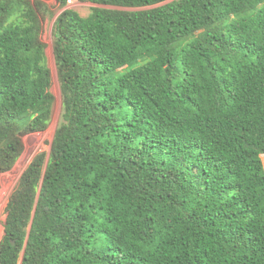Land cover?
Returning <instances> with one entry per match:
<instances>
[{"label": "trees", "instance_id": "1", "mask_svg": "<svg viewBox=\"0 0 264 264\" xmlns=\"http://www.w3.org/2000/svg\"><path fill=\"white\" fill-rule=\"evenodd\" d=\"M75 1L97 7L58 0L62 122L0 264H264V0ZM48 17L0 0V183L52 121Z\"/></svg>", "mask_w": 264, "mask_h": 264}, {"label": "rangeland", "instance_id": "2", "mask_svg": "<svg viewBox=\"0 0 264 264\" xmlns=\"http://www.w3.org/2000/svg\"><path fill=\"white\" fill-rule=\"evenodd\" d=\"M49 7V13L51 17H48L44 20V30H43V40L47 45V57L49 67L52 70V93L55 96V104L53 107L52 121L50 127L45 132L34 133L25 136V151L16 164L15 168L4 174L1 178L0 183V242L4 235V224L7 217V204L12 192L18 185L19 179L23 172L26 170L28 165L31 163L33 158L42 152L49 153L51 149V144L53 142L54 134L57 127L62 122V96L60 91V84L57 76L55 58L53 54V28L54 23L57 17L64 11L63 8L59 7L58 0H42ZM68 7L77 11L82 17H87L91 13V8L97 7L91 3H80L75 2L74 4H70L68 2ZM109 9H122V8H114V7H106ZM153 7L145 8L152 9ZM124 10H132V9H124ZM118 73H116L117 75ZM264 163V155L262 156Z\"/></svg>", "mask_w": 264, "mask_h": 264}, {"label": "built area", "instance_id": "3", "mask_svg": "<svg viewBox=\"0 0 264 264\" xmlns=\"http://www.w3.org/2000/svg\"><path fill=\"white\" fill-rule=\"evenodd\" d=\"M76 1L75 0H69L70 4H74Z\"/></svg>", "mask_w": 264, "mask_h": 264}, {"label": "water", "instance_id": "4", "mask_svg": "<svg viewBox=\"0 0 264 264\" xmlns=\"http://www.w3.org/2000/svg\"><path fill=\"white\" fill-rule=\"evenodd\" d=\"M15 243L13 242V245H14Z\"/></svg>", "mask_w": 264, "mask_h": 264}]
</instances>
